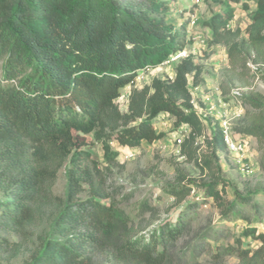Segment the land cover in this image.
Masks as SVG:
<instances>
[{"label":"trees","instance_id":"obj_1","mask_svg":"<svg viewBox=\"0 0 264 264\" xmlns=\"http://www.w3.org/2000/svg\"><path fill=\"white\" fill-rule=\"evenodd\" d=\"M214 1L221 11L205 23L208 47L227 48L229 67L220 89L228 96L231 85L248 84L249 60L264 63V0ZM251 4L255 9L244 36L230 26L234 5L248 11ZM169 11L164 0H0V231L19 237L0 241V260L30 251L24 264H93L109 248L119 264H166L163 246L183 234V219L134 239L128 217L105 202L109 168L91 153L100 144L104 164L111 165L119 156L112 143L140 148L163 139L154 126L160 116H168L175 129L189 127L180 155L200 173L188 177L177 169V183L166 191L178 203L198 189L227 217L252 195L264 194L260 183L249 196H238L240 203L224 197L223 136L219 128L207 135L189 88L190 82L194 87L204 82V66L194 55L178 61L174 78L133 87L127 111L117 104L141 71L163 65L192 43L189 22L179 31L168 23ZM245 100L252 111L240 132L256 138L262 151L264 94L252 90ZM64 167L67 185L59 197L53 188ZM247 229L262 244L255 251L240 249L239 257L245 264H264V235L255 224Z\"/></svg>","mask_w":264,"mask_h":264},{"label":"rangeland","instance_id":"obj_2","mask_svg":"<svg viewBox=\"0 0 264 264\" xmlns=\"http://www.w3.org/2000/svg\"><path fill=\"white\" fill-rule=\"evenodd\" d=\"M164 1L170 4V11L167 14L168 23L173 24L180 31L183 22H189L187 39L191 38L193 41L187 46V54L194 55L196 62L204 66L202 85L194 87L190 82L189 88L197 110L207 126V135L210 136L219 128V123L209 113V105H218L220 98L227 99L232 90L239 87L244 90L241 106L245 114L252 111L245 97L252 90L264 94V63L257 64L249 60L248 84L241 85L236 82L231 85L228 96L220 97L218 90L221 91L220 85L229 67L227 48L208 47L211 31L205 25L215 13L221 11L220 4L214 0H201L199 4H194L195 0ZM234 8L235 18L230 26L234 29L241 28L246 36L245 32L251 22L250 15L255 5L251 4L248 11L241 6L234 5ZM181 18L182 23H180ZM174 57L155 69L139 73L140 80H137L135 86L126 88L121 98L117 100L121 111H127L133 87L142 89L150 85L153 78H174V69L181 59ZM244 116L233 122L237 133H241ZM154 126L166 135L163 139L151 144L144 142L140 148H123L114 142L112 146L119 152V156L111 165L104 164V152L100 144H96L91 150L93 158L100 161L103 168H109L107 186L110 199L105 202L115 205L128 217V228H134L136 233L133 238L138 240L148 238V234L163 224L175 223L178 218L183 219L185 225L183 234L175 242L163 246L167 250L166 264H245L239 257L240 249L255 251L262 244L261 240L247 235V226L255 224L257 234L264 235V194L252 195L248 205H240L227 217L215 202L206 201L198 189L194 190L183 203H178L166 191L169 186L177 183V169L188 177L200 175L196 165L187 162L180 155L177 140L188 135L189 129L186 126L175 129L168 116L158 117ZM86 138L89 142L93 141L92 135ZM252 138L244 159L254 168V173L251 175L243 174L242 168L236 162V158L228 152L225 144L219 150L223 176L228 182L224 197L229 202L240 203L238 196H249L257 189L258 184H264V150L261 151L256 138ZM200 140L201 145L203 139ZM220 145L222 141H219ZM66 185L67 175L64 167L58 174L53 188L54 194L64 197ZM86 196V193L82 194V198ZM146 204L151 207L150 210H145ZM190 206L192 207L189 208ZM43 229L38 230V235L43 233ZM4 239L19 242L18 236L0 231V241ZM33 242H37L36 237L33 238ZM32 248L33 246L30 250ZM159 248L162 249L161 246ZM29 256L30 251H25L10 262L0 260V264H24ZM93 264L119 263L116 262L112 249L108 248L96 255Z\"/></svg>","mask_w":264,"mask_h":264},{"label":"built area","instance_id":"obj_3","mask_svg":"<svg viewBox=\"0 0 264 264\" xmlns=\"http://www.w3.org/2000/svg\"><path fill=\"white\" fill-rule=\"evenodd\" d=\"M200 2L201 0H195L194 4L195 3L199 4ZM192 23L194 24V21ZM187 55H188L187 50H184V51L179 52L176 58L175 57L174 58L182 59V58L187 57ZM137 80H140V77L136 78L133 84L134 86ZM218 91H219L220 97H222L223 96L222 92L220 90ZM243 96H244L243 89L239 87L234 88L229 96L230 100L227 101V100H224L223 98H220L218 105L210 104L209 113L214 117L215 121L219 123V129L223 136V142L226 145L228 152L236 158V162L242 168L243 174L251 175L254 173V168L253 166L246 163L244 159H245L246 153L249 150L250 141H252L253 138L244 136L242 133H237L233 126V122L237 119H240L245 114L241 106L242 105L241 100L243 99ZM193 103L195 105L194 98H193ZM195 108L197 110L196 105H195ZM199 115L201 116L200 113ZM187 128L189 129V127ZM185 137L186 135L183 136V139L177 140L179 143V147L182 144Z\"/></svg>","mask_w":264,"mask_h":264},{"label":"crops","instance_id":"obj_4","mask_svg":"<svg viewBox=\"0 0 264 264\" xmlns=\"http://www.w3.org/2000/svg\"><path fill=\"white\" fill-rule=\"evenodd\" d=\"M182 20H183V19L181 18L180 23H182Z\"/></svg>","mask_w":264,"mask_h":264}]
</instances>
